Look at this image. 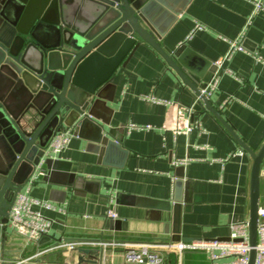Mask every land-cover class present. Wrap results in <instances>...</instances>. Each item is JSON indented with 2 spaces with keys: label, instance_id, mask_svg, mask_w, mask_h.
I'll list each match as a JSON object with an SVG mask.
<instances>
[{
  "label": "crops",
  "instance_id": "0c3cea01",
  "mask_svg": "<svg viewBox=\"0 0 264 264\" xmlns=\"http://www.w3.org/2000/svg\"><path fill=\"white\" fill-rule=\"evenodd\" d=\"M84 8L80 14L87 18L90 13ZM175 9L161 3L152 15L167 28L160 40L164 47L187 45L216 64L228 52L229 42L243 34V51L219 69L210 98L235 133L258 152L264 144V11L253 15L252 0H190L168 26ZM197 25L203 29L193 33ZM213 75L207 72L203 81L191 77L198 84ZM151 97L191 109L192 131L177 136L164 131L167 108ZM195 104L176 74L153 51L140 48L102 89L92 111L95 122L120 140L127 154L100 153L90 137L74 135L66 150L44 166L46 175L30 191L54 207L37 208L52 221L50 233L23 248L8 231L1 253L22 264L39 250L75 244L67 242L71 239L166 242L176 231L191 241L229 238L232 225L249 220L252 160L210 112L194 113ZM262 195L263 209L264 182ZM177 204L180 208L175 209ZM78 244L98 247L88 241ZM107 248L110 264H127L122 246ZM42 257L44 263L60 264L68 258V264H75L76 253L61 248ZM167 263L177 260L171 255ZM182 264L212 263L206 253L190 252Z\"/></svg>",
  "mask_w": 264,
  "mask_h": 264
},
{
  "label": "water",
  "instance_id": "95a60500",
  "mask_svg": "<svg viewBox=\"0 0 264 264\" xmlns=\"http://www.w3.org/2000/svg\"><path fill=\"white\" fill-rule=\"evenodd\" d=\"M190 0H0V244L9 241L7 225L17 196L30 181L53 137L66 129L77 137H90L100 153L122 150V142L105 133L92 117L100 92L121 68H126L140 48L155 53L180 79L196 104L193 112H210L252 160L249 209V263L256 258L261 209L264 144L253 151L223 119L203 94L205 74L217 66L190 50L174 49L160 40L166 34L152 18L155 9L175 6L169 23ZM89 11L84 18L80 11ZM167 26V27H168ZM194 115L192 114V120ZM90 135V136H88ZM52 158L45 159L48 166ZM177 203V202H176ZM180 203V202H178ZM180 204L175 205L176 208ZM88 241L98 247L76 248L75 264H110L111 239ZM173 242L185 241L180 234ZM217 241H229L222 238ZM107 245L106 248L100 246ZM0 264H14L1 253ZM66 258L63 263L68 264ZM22 264H49L42 259Z\"/></svg>",
  "mask_w": 264,
  "mask_h": 264
},
{
  "label": "built area",
  "instance_id": "2783aa9c",
  "mask_svg": "<svg viewBox=\"0 0 264 264\" xmlns=\"http://www.w3.org/2000/svg\"><path fill=\"white\" fill-rule=\"evenodd\" d=\"M264 0H252L254 9L253 15L264 11ZM203 27L197 25L193 33L202 30ZM192 33V34H193ZM243 36V34H242ZM229 42V50L216 62L217 71L206 82V89L203 94L210 96L217 86L220 77L219 69H223L225 64L230 61L231 57L239 51H243L241 37ZM150 100L156 104H161L167 108L164 131L171 132L174 136L180 133L189 134L192 131V110L183 107L178 102L159 100L151 97ZM74 133L66 129L56 134L45 152V157L37 166L36 170L30 177L29 183L24 190L17 196V199L11 209L10 218L7 225L6 233L11 232L15 238L20 240L23 248L31 243L38 244L43 236L50 233L52 221L44 217L38 207L54 209V207L45 201L37 200L30 195L31 188L41 182L46 175L45 159L55 158L66 150ZM181 163V162H176ZM111 218H116L112 212L108 214ZM9 234V233H8ZM7 234V235H8ZM91 243V242H90ZM98 245L91 243V245ZM81 244H58L53 247L39 250V252L23 263L33 262L36 259H42L45 254L56 249H67L75 251ZM106 248L107 245L101 244ZM112 246H122L123 255L127 264H168V257L173 255L177 264H182L183 256L190 252H203L209 256L212 264H248L251 250L249 237V223L243 222L231 226V236L229 241H217L196 239L189 242L179 241H132L114 243ZM256 258L254 264H264V208L259 211V224L257 230V244L255 247ZM1 260V249H0Z\"/></svg>",
  "mask_w": 264,
  "mask_h": 264
}]
</instances>
